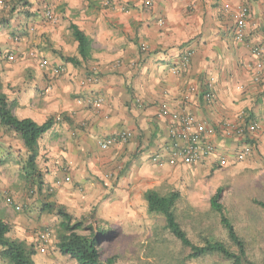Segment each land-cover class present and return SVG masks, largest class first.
Instances as JSON below:
<instances>
[{"label": "crops", "instance_id": "obj_1", "mask_svg": "<svg viewBox=\"0 0 264 264\" xmlns=\"http://www.w3.org/2000/svg\"><path fill=\"white\" fill-rule=\"evenodd\" d=\"M42 1L53 8L57 22L43 20L41 11L29 14L34 22L46 24L23 48L41 46L47 38L60 58L64 54L75 56L77 43L67 29L75 24L92 39V60L87 64L96 68L99 82L80 86L79 79L87 66L69 64L75 80L70 75L49 86L48 96L40 104L30 107L26 102L29 94L21 96V89L4 91L15 100L13 112L19 118L28 117L40 124L56 113L62 114L40 142L47 162L39 163L67 169L64 175L75 182L106 177L110 180L104 184L120 187L117 191L124 200L137 187L143 193L150 189L148 179L153 176L148 170L151 156L159 154L165 162L173 146L169 136L171 120L158 115L161 102L170 111L190 112L212 127L211 138L218 154L231 158L245 142L219 136L216 126L225 119L239 122L242 115L257 121L255 116L263 106L264 79L254 80L256 59L250 46H264V0H109V5H104L106 0H35V7ZM238 5L249 9L248 33L243 41L233 37L230 12ZM10 27L0 29L1 48L12 43L6 34ZM141 43L147 45L146 51L140 50ZM185 49H190L192 55L188 65L181 68L180 57ZM174 66L180 67L176 74L171 72ZM9 71L15 70L6 67L4 74ZM209 78L214 79L215 99L211 103L203 97ZM190 87L195 90L189 92ZM95 95L104 99L100 109L77 101ZM121 130L127 133L125 143L99 148L100 140ZM253 138H259V146L264 145L261 130ZM14 149L24 147L12 133L0 128L3 155L12 158L10 152ZM12 161L16 162L15 158ZM155 165L174 168L187 164ZM125 169H131L133 177L127 174L129 178L123 179Z\"/></svg>", "mask_w": 264, "mask_h": 264}, {"label": "rangeland", "instance_id": "obj_2", "mask_svg": "<svg viewBox=\"0 0 264 264\" xmlns=\"http://www.w3.org/2000/svg\"><path fill=\"white\" fill-rule=\"evenodd\" d=\"M43 4L44 1L41 6L37 4L35 7V0H0V18L8 15L11 17V30L6 33L7 40L18 37L17 41L12 40L11 44L0 47V92H17L21 89V96L29 94L26 102L30 107L44 101L45 96H48L49 86L58 84L70 75L74 80L76 78L73 70L70 72V65L62 59L65 54L61 53L64 54L61 58L55 54L47 38L41 46L35 44L23 48L24 43L27 46L28 40H35L34 32H38L46 24L43 21L34 22L33 17H30L32 13L41 11L39 15L43 20L46 9L55 14L50 4ZM18 47L23 49L17 51ZM7 53H13L15 57L9 59ZM56 64L63 65L64 72L53 77L50 70ZM86 66L85 70L89 68ZM6 67L15 71H9L6 75ZM21 71L24 73L20 74ZM52 117L57 120L62 114L56 113ZM255 118L260 124L258 131L263 133L264 103ZM258 141L259 138L251 139L253 147L248 157L241 161L229 157L223 166L218 164L215 157L199 165L174 168H158L151 160L150 167L147 168L153 176L148 179L150 183L147 187L161 195L171 190L180 192L175 206L176 218L193 243L197 244L202 236H208L222 240L234 249L220 225L218 215L210 209V197L221 188L220 203L237 234L245 241L247 259L254 264H264V208L259 204L264 202V145L259 146ZM44 150L41 149L42 152ZM10 156L12 158L3 155L0 150V218L10 226L9 237L33 246V258L37 264H77L70 256L57 250L60 218L55 211L43 212L41 203L62 206L74 220L83 221L85 226H101L109 231V238L99 247L102 258L113 257L115 264H231L216 255L197 260L185 258L188 249L182 247L164 228L163 216L146 210L145 192H141V187L132 190V196H127L125 201L119 197L117 189L120 187L109 188L104 184L110 179L100 177L99 180L90 178L88 181L75 182L64 175L68 172L67 169L41 164L47 162L42 154L38 169L43 181L46 185L54 184L57 179L61 183L54 186L51 193L43 189L37 194L36 189L21 177L27 167L26 150H11ZM14 158L16 162L12 161ZM127 174L133 177V171L125 169L123 179L129 178ZM117 181L118 178L116 183ZM45 231L48 233L46 240H40L39 235ZM0 264L8 263L0 259Z\"/></svg>", "mask_w": 264, "mask_h": 264}, {"label": "trees", "instance_id": "obj_3", "mask_svg": "<svg viewBox=\"0 0 264 264\" xmlns=\"http://www.w3.org/2000/svg\"><path fill=\"white\" fill-rule=\"evenodd\" d=\"M10 19L9 15L0 18V29L9 26ZM69 29L77 43V55L61 56L62 59L72 66H79L82 63L88 65L92 60L91 37L87 36L75 24H70ZM15 106L14 99H10L8 95L0 92V128L12 133L27 152L25 161L27 167L24 168L21 177L36 189V193L43 189L51 193V185H46L43 181L38 163L42 158L40 142L45 133L52 128L56 119L49 117L38 124L30 118H19L13 113ZM245 142L249 143V139H245ZM220 191L221 188H218L210 197V209L218 215L220 225L225 230L227 239L234 246V249L222 240L211 239L208 236H202L197 244L188 238L175 214L176 202L180 197L178 190H171L161 195L154 189H147L144 193V199L146 210L163 216L164 228L182 247L188 249L185 258L197 260L216 255L223 260L230 261L231 264H254L247 259L245 241L237 234L232 222L224 212V207L220 203ZM259 204L264 208V202H259ZM41 210L49 213L55 211V214L60 218L56 248L61 254L70 256L77 264H115L113 257L102 258L99 247L102 242L109 238V231L104 230L101 226H96L97 228L85 226L83 221L74 220L62 206L56 207L55 204L41 203ZM9 231V224L0 218V259L8 264H37L33 258L35 253L33 246L28 245L23 240L9 237Z\"/></svg>", "mask_w": 264, "mask_h": 264}, {"label": "built area", "instance_id": "obj_4", "mask_svg": "<svg viewBox=\"0 0 264 264\" xmlns=\"http://www.w3.org/2000/svg\"><path fill=\"white\" fill-rule=\"evenodd\" d=\"M109 0L104 2V5H109ZM231 19L233 21V37L236 41L245 40L248 33V15L249 9L246 5H238L230 12ZM43 17L46 21L50 23H56L58 17L49 9H46L43 13ZM160 24H164V20H160ZM13 40L17 41L18 38L15 37ZM148 49L145 43L140 44V50L146 51ZM250 51L255 57V69L257 74L254 76V80L264 79V46L261 44H254L250 46ZM192 51L190 49H185L180 57V67L184 68L190 62ZM7 58L12 59L15 56L13 53H7ZM40 66H43V63H40ZM179 66H174L171 68L173 74L178 73ZM64 72V67L61 64L54 65L50 73L54 76H59ZM99 82L98 71L95 67H89L85 75L79 79V84L82 87H87L89 85H94ZM214 79L209 78L208 88L204 92V100L208 103H211L215 99V94L213 91ZM194 87L189 88V92H193ZM78 102L87 103L89 106L94 107L95 109H100L103 104V97L101 95H95L88 98H79ZM159 116H169L171 120V129L169 131V136L173 141V146L169 149L168 154L165 155V162L170 165L177 164H187L193 165L218 154L217 146L215 145L214 140H212V132L214 130L212 127H208L207 123L190 112L185 111H170L169 107L165 102H161L158 110ZM242 120L239 122H233L230 119H225L220 121L216 128H218L219 136L228 139V138H238V139H254L256 132L259 129V123L250 118L249 116H241ZM248 142H244L240 145L239 149H235L233 158L236 161H241L248 157L252 153V148ZM127 141V133L124 130H121L119 133L108 136L99 141V148L103 149L111 145L112 143L121 142L125 143ZM159 154H154L151 156V160L158 165H162L164 160ZM217 162L219 165H225L228 162V158L225 154L219 153L216 156ZM61 183L60 180H56L54 184L51 185V191L54 186H58ZM11 201L10 199H8ZM11 203V202H10ZM18 208V207H17ZM48 233L45 231L40 234V240H46Z\"/></svg>", "mask_w": 264, "mask_h": 264}]
</instances>
